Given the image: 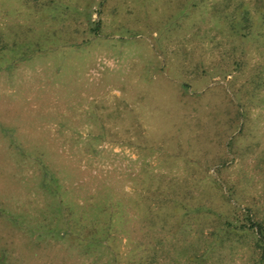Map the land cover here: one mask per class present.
<instances>
[{
  "label": "rangeland",
  "instance_id": "rangeland-1",
  "mask_svg": "<svg viewBox=\"0 0 264 264\" xmlns=\"http://www.w3.org/2000/svg\"><path fill=\"white\" fill-rule=\"evenodd\" d=\"M224 1L0 0V264H264V26Z\"/></svg>",
  "mask_w": 264,
  "mask_h": 264
},
{
  "label": "trees",
  "instance_id": "trees-1",
  "mask_svg": "<svg viewBox=\"0 0 264 264\" xmlns=\"http://www.w3.org/2000/svg\"><path fill=\"white\" fill-rule=\"evenodd\" d=\"M229 0H225L227 4ZM251 0H238L233 6L232 12L230 13V18L236 19L238 22V42L244 37L248 38L250 41L256 36L263 32L264 26V5L253 7L251 9ZM227 14V13H226ZM264 63V59L262 61ZM255 222L249 221V226H253ZM256 231L258 233V238L255 242V247L258 250L259 261L264 258V222H257ZM92 229V228H91ZM90 229L86 230L88 233Z\"/></svg>",
  "mask_w": 264,
  "mask_h": 264
}]
</instances>
